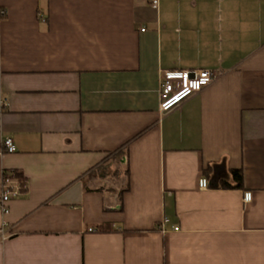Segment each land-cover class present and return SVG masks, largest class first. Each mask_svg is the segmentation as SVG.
Segmentation results:
<instances>
[{
  "label": "crops",
  "instance_id": "0c3cea01",
  "mask_svg": "<svg viewBox=\"0 0 264 264\" xmlns=\"http://www.w3.org/2000/svg\"><path fill=\"white\" fill-rule=\"evenodd\" d=\"M1 11L0 193L3 173L24 188L0 264H264V0ZM172 70L220 76L160 113ZM231 170L242 189L219 188Z\"/></svg>",
  "mask_w": 264,
  "mask_h": 264
},
{
  "label": "built area",
  "instance_id": "2783aa9c",
  "mask_svg": "<svg viewBox=\"0 0 264 264\" xmlns=\"http://www.w3.org/2000/svg\"><path fill=\"white\" fill-rule=\"evenodd\" d=\"M151 7L157 8L158 0H150ZM4 13L1 11L0 16ZM220 76L218 71L210 70H172L161 71L158 83V98L160 113H167L178 107L183 101L192 95L200 92ZM2 149L4 153H14L15 147L12 139L2 140ZM0 193V213L7 215L9 213V203L18 198L21 190L24 188L23 180L15 176L14 172L3 173L1 177ZM199 189H206L208 182L201 178L198 181ZM250 193H245L243 200L250 201ZM167 220L162 221V226L167 224ZM10 226L3 221L0 227V241L6 240L10 235ZM174 231L178 229L173 228ZM161 231H163L161 229Z\"/></svg>",
  "mask_w": 264,
  "mask_h": 264
},
{
  "label": "trees",
  "instance_id": "16d2710c",
  "mask_svg": "<svg viewBox=\"0 0 264 264\" xmlns=\"http://www.w3.org/2000/svg\"><path fill=\"white\" fill-rule=\"evenodd\" d=\"M211 168L208 167V169L205 171L206 174H210ZM15 173V176L21 177L19 173ZM231 178H232V183L229 184L224 180H220L219 182V188L221 189H242L243 188V175L241 170H231L230 171Z\"/></svg>",
  "mask_w": 264,
  "mask_h": 264
}]
</instances>
